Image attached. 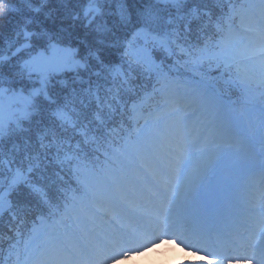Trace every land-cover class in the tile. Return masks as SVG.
Returning a JSON list of instances; mask_svg holds the SVG:
<instances>
[{"label": "snow or ice", "instance_id": "snow-or-ice-1", "mask_svg": "<svg viewBox=\"0 0 264 264\" xmlns=\"http://www.w3.org/2000/svg\"><path fill=\"white\" fill-rule=\"evenodd\" d=\"M192 13L161 31L152 7L84 0L72 20L112 61L30 19L0 36V264H109L161 224L264 264V0Z\"/></svg>", "mask_w": 264, "mask_h": 264}, {"label": "trees", "instance_id": "trees-1", "mask_svg": "<svg viewBox=\"0 0 264 264\" xmlns=\"http://www.w3.org/2000/svg\"><path fill=\"white\" fill-rule=\"evenodd\" d=\"M206 0H187L182 7L177 8L172 5L170 0H126L127 7L136 18L138 12H143L146 8L152 7L158 12V23L161 31L164 28H172L177 24L183 31L184 25L192 20V26H196V20L193 16V7L198 10L204 7ZM84 4V0H0V36L11 35V32L17 25L24 24L27 20L32 23L28 25L30 29L36 32L47 31L62 38H68L70 35L73 43L79 44L81 53L88 49L85 45H91L93 48L101 49L100 55L105 61L115 59V49H111L107 44H98L95 42L96 33L91 29L81 27V21H73L74 13H79ZM111 7L115 12L116 4L105 5L106 10ZM36 9H39L38 11ZM181 14L183 18L181 19ZM171 17L172 23L168 24ZM115 15L108 16L109 24L116 21ZM77 27L72 28L73 24ZM119 34V33H118ZM101 103L104 102L105 93L101 89ZM95 101H93V104Z\"/></svg>", "mask_w": 264, "mask_h": 264}, {"label": "clouds", "instance_id": "clouds-1", "mask_svg": "<svg viewBox=\"0 0 264 264\" xmlns=\"http://www.w3.org/2000/svg\"><path fill=\"white\" fill-rule=\"evenodd\" d=\"M158 237V238H157ZM164 239H169L167 236H163L160 233H157L156 237H145L138 243H155L156 247L159 249H163L165 247L162 242ZM130 256V255H129ZM132 261H135V264H198V260L200 257L191 251H186L184 247H181L179 241H177V246H174L171 250L158 254L156 252H148L147 254H143L139 252V255L131 254ZM134 257H142L140 260L134 259ZM127 258L124 260H114V264H129Z\"/></svg>", "mask_w": 264, "mask_h": 264}, {"label": "rangeland", "instance_id": "rangeland-1", "mask_svg": "<svg viewBox=\"0 0 264 264\" xmlns=\"http://www.w3.org/2000/svg\"><path fill=\"white\" fill-rule=\"evenodd\" d=\"M165 227L164 225H160L158 226V228L156 229L155 232L151 233V237H156L157 233H160L161 235L163 236H167L169 237V239H164L162 242L164 243L165 247L163 249H159L156 247V244L155 243H152L151 246H148L144 249V251H142L143 254H147L148 252L152 251V252H156L158 254H163L169 250H171L174 246H177V238L171 234L170 231L166 232L165 231ZM179 244L181 245V247H184V249L186 251H191V252H194L192 250H189L183 243H180ZM196 253V252H194ZM200 259L198 260V264H215V258L214 257H210L208 260H205V258L203 257L204 255H206V253H196ZM134 255H139V252L138 253H134ZM125 258L124 257H118L117 260H124ZM127 259L129 261H132V256H128ZM134 259L136 260H140L142 259V257H134ZM225 263H228V264H255V260L253 259H250V258H239V259H228L225 261ZM109 264H114V261L113 262H109ZM129 264H131V262H129ZM132 264H135V261H132Z\"/></svg>", "mask_w": 264, "mask_h": 264}, {"label": "bare ground", "instance_id": "bare-ground-1", "mask_svg": "<svg viewBox=\"0 0 264 264\" xmlns=\"http://www.w3.org/2000/svg\"><path fill=\"white\" fill-rule=\"evenodd\" d=\"M225 264H228V263H225ZM237 264H239V263H237Z\"/></svg>", "mask_w": 264, "mask_h": 264}]
</instances>
